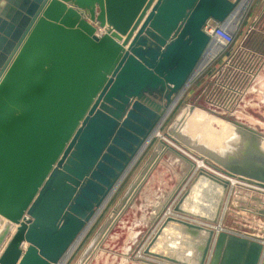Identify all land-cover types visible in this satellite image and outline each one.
Returning <instances> with one entry per match:
<instances>
[{"label": "water", "instance_id": "obj_1", "mask_svg": "<svg viewBox=\"0 0 264 264\" xmlns=\"http://www.w3.org/2000/svg\"><path fill=\"white\" fill-rule=\"evenodd\" d=\"M238 1L0 0V217L7 220L0 264L64 259L190 81L211 40L206 22H224ZM237 126L239 142L222 153L175 127L166 136L226 175L201 167L202 176L225 188L235 178L264 190V136ZM170 149L190 168L158 211L155 220L165 221L152 242L176 222L206 232L196 264H264V238L163 216L197 168Z\"/></svg>", "mask_w": 264, "mask_h": 264}, {"label": "rangeland", "instance_id": "obj_2", "mask_svg": "<svg viewBox=\"0 0 264 264\" xmlns=\"http://www.w3.org/2000/svg\"><path fill=\"white\" fill-rule=\"evenodd\" d=\"M248 2L249 0L246 1V6ZM252 2L253 0L250 2L251 3L250 7L245 12L243 10L241 17L238 19L237 22L234 23L232 27V29L235 30L236 32L235 44L239 42L240 38H242L246 28L253 21L254 18L253 15H255L258 11V8L255 7L256 4L255 6L252 7L253 4ZM255 32H256L255 34L251 35L252 38L250 43L254 47H259L264 52V38L262 37L264 36V32L262 30ZM257 42H263V43H257ZM218 63L219 61L216 64ZM211 68L209 70H205L197 77L190 79L187 86H185V88L183 89V92L180 98L178 99L177 103L175 104V106L165 117V119H163L162 122L160 123L158 131H160L161 134L166 135V133L169 132L170 128L172 127L177 128L176 125L178 120L181 118L180 115L185 111V109H187V107H190L195 110L197 109L198 112L200 111L199 113L203 114L196 118L204 119V120L202 119L199 120L198 124H196L197 125L196 136H193L187 131V128L190 125H188L186 128L187 125L186 124L183 128H181L182 133L185 134V136H187L191 140V143L193 144L202 145L203 143H201L199 136L208 137L209 136L208 134H210L211 136L213 135L211 130L220 131L222 129V126L224 125L226 127L228 126V130L235 132L237 128L235 126L238 124V122L243 123L242 124L243 126H249L253 129H256L264 136V70L260 74V77L257 79L251 90L246 94L241 108H238L237 110L232 112L229 111L215 112L209 108V105L207 104L203 96L204 83L209 78ZM210 115L213 116L215 115V117L219 119L222 118L224 124L223 123L220 124L221 121L216 122L218 120L215 119H213L215 121L211 122L210 120L209 122L208 120ZM201 124L203 126H201ZM205 130H207L209 133ZM161 140L162 137L160 135L152 136L151 140L146 144V146L143 148L138 158L133 162L132 166L129 168L125 177L122 179V181L117 186L115 191L111 194L107 203L103 207H100L97 210L95 216L93 217L94 219H92L93 221L90 223L89 227L87 226L88 227L87 230L85 229L86 230L85 233L78 240V242L76 243V245L74 246L73 250L68 255V257H65L66 260L65 259H64L65 261L63 260L64 261L63 264H149L143 261L142 257L138 254V251L142 247H145L143 246V244L145 243V241H147L148 236L150 237V235H152L151 233L152 231H154L153 228L157 227L158 228L157 232H158V230L162 227V224L165 221V219L161 218L162 220L161 219L155 220L157 213L170 198L172 192L174 191L176 186L182 181V179L186 176V173L190 168L188 162H186L182 158H179L177 154H175L174 152L168 149L166 151L163 146L160 147ZM231 140L232 142L235 141V139H230V141ZM191 150L193 153H191V151L189 152L188 150H183V151H185L186 154L191 155L192 157L198 159V161L201 160L204 163H206L205 161L207 160V158L202 159L196 156V154L198 155L200 154L198 150H196L195 148H192ZM156 152H158L159 154L163 152L164 155L165 154L175 155V156L171 155L172 160L174 162L170 163L171 165L170 172H166L165 173L166 175L162 176L161 180L159 178L160 180L159 183L155 182L157 186H155V190L153 191L154 192L153 194L156 195L143 197L138 193V195H136L135 198H133L134 195L130 196V198L127 199V202L122 206L121 201L125 196L126 192L131 187V184L135 182L137 179H138L137 182H139L141 181V179L146 177V176L145 177L142 176L143 174L142 170L143 168H145L144 165L148 160L149 156L153 153L155 154ZM179 159H182L183 162L181 160L178 161ZM157 160H155V162L153 161L150 166L153 167L152 169L154 171L155 170L157 171L159 163H161V165H164L165 163L164 161H161L162 157L158 161ZM180 165L182 166L180 167ZM200 168L196 172L195 170L192 172V176L189 180L185 179L182 187L183 190L182 192H179V196H178L179 199L186 190L192 191L199 187L196 184L197 182H201V178H203L201 177L202 174H200ZM162 170H166V169L162 168ZM156 178L158 181V177ZM139 187H141V182L138 185V188ZM158 187H160L159 191H157ZM137 189H135L134 194H136V192L138 191ZM166 189L169 191L168 194L165 193L164 191ZM176 196L174 199H172V201L169 204H172L174 201L178 200V199L176 200L177 198ZM227 199H228L227 209L225 210L221 220L219 219L220 211L219 214H217L216 204L210 206H208V204L199 205L200 209L194 207V209H196L195 212L194 211L190 212L189 209H186L188 211L177 212L183 217L177 214H172V215H175L179 218H183L188 221L202 223L205 225V227L206 226L215 227V225L218 224L219 222L222 224V227H229L247 233L264 235V216L260 215L259 212H253V211L250 212L248 210L246 211L237 210L236 206L234 205V200L232 196L231 198L224 197L223 205L225 203V200L227 202ZM115 210H117V212ZM197 214H201L204 216L201 217ZM206 215L208 216V218H205ZM6 221L7 220L5 219H3L2 221L0 220V223L2 222L0 224V233L5 227L4 224ZM167 228L168 226L163 229V232L164 230H167ZM161 236L162 235H159L158 237L159 241L158 239L156 241L159 244V245L157 244L158 248L161 246L162 249L161 253L164 251L166 254L168 253L170 256L179 255L181 256L183 261V262H172L167 260L168 263L187 264L188 262H190L189 254L183 252L182 253L176 252L177 250L175 251V247L173 246L175 245L174 243L175 240L171 242L172 239ZM158 251H160V249H158ZM145 256L150 257L149 258L150 261L157 260L155 263L152 262L154 264L166 263L165 261H162L155 257L152 258L150 255L148 256L146 254Z\"/></svg>", "mask_w": 264, "mask_h": 264}, {"label": "built area", "instance_id": "obj_3", "mask_svg": "<svg viewBox=\"0 0 264 264\" xmlns=\"http://www.w3.org/2000/svg\"><path fill=\"white\" fill-rule=\"evenodd\" d=\"M242 1H238L236 9L224 22L209 19L203 27L211 40L195 71L201 67L204 59L205 65L197 70L198 73L194 71L191 78L212 67L209 78L204 83L203 96L209 108L215 112H232L241 108L246 94L264 70V52L249 43L252 25L246 28L242 38L235 44L236 32L229 21L237 18ZM251 1L249 0L244 12L250 7ZM237 21L238 18L235 22ZM97 28V34L101 35L103 29Z\"/></svg>", "mask_w": 264, "mask_h": 264}, {"label": "crops", "instance_id": "obj_4", "mask_svg": "<svg viewBox=\"0 0 264 264\" xmlns=\"http://www.w3.org/2000/svg\"><path fill=\"white\" fill-rule=\"evenodd\" d=\"M252 3H253L252 7L255 6V4H256L255 7L258 8V11L255 15H253V17H254L253 21L250 23V25L248 27H250L251 25L253 26L252 34H255L256 33L255 31H261L262 30L264 32V0H253ZM262 37L264 38V36H262ZM251 38H252V36H250L248 38L249 43L251 41ZM257 43H263V42H257ZM256 48L260 49L259 47H256ZM261 51H263V50H261ZM166 149L167 148H165V150ZM163 152H161L162 154L161 153L159 154L158 152H156L155 155L153 153L149 156L148 160L146 161V163L144 165L145 168H143L144 171L142 174V176H144V177L146 176V177L141 179V181H140L141 187L138 189L139 192L137 191V193L135 194V196L133 198H135L136 195H138V193L140 195H142L143 197L150 196V195H152V196L156 195V194H153L154 193L153 191L155 190V186H157L155 184V182L159 183V181L161 180V177L166 175L165 174L166 172H170V166H171L170 163L172 160L171 155H173V154H165L164 155ZM161 157H162L161 161H164L165 163H164V165H161V163H159L157 171L156 170L154 171L152 169L153 167H150L151 163L153 161L155 162V160H157V159L159 160ZM172 162H174V161L172 160ZM159 168H160V171H159ZM162 168H164L166 170H162ZM156 177H158V181H157ZM159 178H160V180H159ZM139 183H138V185H139ZM198 183H199V185L202 184V182H197L196 185H198ZM244 183L245 182L237 183L235 186L232 187V190L229 186H228V188H225L222 183H218L215 181L213 182V184L211 182H209L206 186H205V184L200 185V186L198 185L199 189L200 188H202V190L206 189V191H207L206 196H205V194H204V196L201 195L198 201H196V202L193 201V203L190 204V207L185 206V204H184L185 200H184V202L182 203V208L185 211H188L186 209H189V211L191 212V211H194L191 206H193V204H195V203H198V205H207L208 204V206L216 204L217 209H218V210L216 209L217 214H219V211L222 209L224 197L225 198L226 197L231 198V196H232L233 200H234V205L236 206L237 210H239V211L248 210L250 212H252V211L253 212H259L260 215L264 216V190L259 188L256 185H252V184H248V183L244 184ZM216 185H218L220 187H218V186L216 187ZM159 189H160V187H158L157 191H159ZM164 191L167 194L169 192L167 189ZM150 193H152V194H150ZM165 193H163V194H165ZM178 200H179V198H178ZM178 200L175 203H177ZM227 201H228V199H227ZM176 214L180 215L179 213H176ZM197 215H199L201 217L204 216L201 214H197ZM181 217H183V216H181ZM205 218H208V216L206 215ZM199 224H202V223H199ZM202 225L205 226L204 224H202ZM171 226H174L175 228H172ZM206 227H208V226H206ZM208 228H213V227H208ZM223 228L225 230L230 231V232H234V233H237L239 235L255 238L258 240L264 238V235L247 233V232L232 229L229 227H223ZM162 236L172 239L171 242L173 240H175L174 241L175 245H173V244L172 245L175 247V251L177 250L176 252H179V253L183 252V253L189 254V261L190 262H188V263L196 264L198 262V251H199V248L203 244V240L206 236V232L202 231L201 234L198 235V234H195L192 230H189L185 226L172 225L171 224L167 230H164V232L162 231ZM172 257L176 258L180 262H183L181 256H179V255H174Z\"/></svg>", "mask_w": 264, "mask_h": 264}, {"label": "bare ground", "instance_id": "obj_5", "mask_svg": "<svg viewBox=\"0 0 264 264\" xmlns=\"http://www.w3.org/2000/svg\"><path fill=\"white\" fill-rule=\"evenodd\" d=\"M246 1L247 0H243L242 1V7H241V10L239 11V14L237 15V18L239 19L240 17H241V15H242V13H243V10H245V7H246ZM236 18V19H237ZM236 19H231L230 21H229V24H232V25H234V22H235V20ZM233 20V21H232ZM208 58H210V56L208 57ZM205 65V59H204V62H203V64L201 65V67L199 68V69H197V70H200V69H202V66H204ZM197 70L195 71V72H197ZM198 73V72H197ZM183 92V91H182ZM182 92L177 96V98L173 101V103L171 104V106L168 108V110H167V112H166V114H165V116H164V118L163 119H165V117L169 114V112L172 110V108L175 106V104L177 103V101H178V99L180 98V96H181V94H182ZM202 110V109H201ZM203 111V110H202ZM201 111V112H202ZM200 112V111H199ZM198 111H197V109L195 110V109H192V108H190V107H187V109H185V111L180 115V119L178 120V122H177V128L175 127V129L176 130H178V132L179 133H181V134H183L182 133V129L181 128H183L186 124V128H187V126L188 125H190L188 128H187V131L190 133V134H192L193 136H196L197 135V131H196V128H197V125L196 124H198V122H199V120H201L202 118H196V117H198V116H201V115H203V114H201V113H199ZM205 114V113H204ZM208 114V113H207ZM206 114V115H207ZM206 115H204V116H206ZM204 116H203V118H204ZM208 116V115H207ZM162 119V120H163ZM207 119V118H206ZM213 119H215V120H218V121H216V122H220V124L221 123H223L224 124V121L222 120V118L221 119H219V118H216L215 117V115L213 116V115H210V117H209V122H210V120H211V122H213V121H215V120H213ZM202 120H204V119H202ZM203 122V121H202ZM205 122V121H204ZM226 123V122H225ZM203 124H205V123H203ZM243 124V123H242ZM194 127H193V126ZM228 125V124H227ZM230 125V124H229ZM192 126V127H191ZM201 126H203L202 124H201ZM191 127V128H190ZM209 127V126H208ZM211 127V126H210ZM231 127V126H230ZM235 127H237L238 128V126L236 125ZM237 128H236V131L234 132H232L231 130H228V126L226 127L225 125L224 126H222V129L220 130V131H216V130H214V131H212L211 129V132H212V134L213 135H211L210 136V134H208L209 136L208 137H202V136H199V138H200V140H201V143H203L202 144V146H205V147H208V148H210V149H212V150H214V151H216V152H219V153H222V152H224V151H226V150H228V148L230 149V150H232L233 148H235L236 146V144H237V141L239 140V137H238V132H237ZM204 129V128H203ZM205 129H206V127H205ZM230 129V128H229ZM159 130V127L153 132V135H160L161 137H162V140L165 142V145H163V147H164V149L165 148H167L168 150H171L170 148H176L177 150H180L181 152H183L184 154H186L185 153V151H183V150H188V149H185V147H183V146H186L185 145V143L183 142V140H181L179 137H177V136H174V135H172V136H174V137H167L166 135H163V134H161L160 133V131H158ZM218 130V129H217ZM205 131H207V130H205ZM208 132V131H207ZM206 132V133H207ZM210 132V133H211ZM203 133V132H202ZM205 133V134H206ZM209 133V132H208ZM189 136V135H188ZM230 139H235V141L234 142H232V140L230 141ZM147 142H149V140L147 141ZM239 142V141H238ZM230 143V144H229ZM175 144V145H174ZM199 145H201V144H199ZM187 147V146H186ZM180 148H182V149H180ZM188 148L191 150L192 148L190 147V146H188ZM261 148L264 150V139L262 140V145H261ZM167 149H166V151H167ZM189 151V150H188ZM190 152V151H189ZM171 153V152H170ZM191 153H193V152H191ZM174 155V154H173ZM187 156H191V155H188V154H186ZM175 156V155H174ZM178 157V156H177ZM138 158V157H137ZM174 158V157H173ZM180 158V157H179ZM190 158H192L193 160H195V162L197 163V168L195 169V172L200 168V167H204V169L205 170H207L208 172H211V173H214V174H217L218 176H221V177H223V178H225L226 177V175H224V174H221L220 172H218V171H216V170H214L209 164H207V163H204L203 161H198V159H196V158H194V157H190ZM182 161L183 162V160L182 159H179L178 161ZM172 162V161H171ZM176 162V161H175ZM185 165V164H184ZM182 165H180V167H181ZM186 166V165H185ZM184 167V166H183ZM205 174H207V173H205ZM201 177H203V178H201ZM201 177H199V178H201V182H202V184H200V185H203V184H205V186L209 183V181L213 184V180L209 177V176H206V177H204V175L203 176H201ZM232 182L233 183H235L233 186H235L237 183H240V182H238V180L237 179H235V178H233L232 179ZM219 183V182H218ZM245 184V183H244ZM119 185V184H118ZM199 185V184H198ZM199 185V186H200ZM220 185V184H219ZM218 185H216V187H217ZM198 187V186H197ZM218 187H220V186H218ZM222 187V186H221ZM253 187V186H252ZM116 188H117V186H116ZM194 188V187H193ZM258 188V187H257ZM212 189V188H211ZM230 189V188H229ZM182 190L183 189H181L179 192H182ZM232 190V189H231ZM115 191V190H114ZM113 191V192H114ZM229 191V190H228ZM112 192V193H113ZM111 193V194H112ZM206 193H207V191H206V189H204V190H202V188H198V189H194V190H189V193L187 194V196H186V198L184 199L185 200V206H189L190 207V204L191 203H193V201L194 202H196V201H198L199 200V198H200V196L201 195H203L204 196V194H205V196H206ZM111 194H110V196H111ZM192 195V196H191ZM109 196V197H110ZM178 196H179V193L177 194V198H176V200L178 199ZM109 197L107 198V200L102 204V206L101 207H103L106 203H107V201H108V199H109ZM194 198V199H193ZM207 198V197H206ZM227 198V197H226ZM197 199V200H196ZM184 200H183V202H184ZM176 201H174L172 204H169L168 206H167V208H166V213L163 215V216H166V215H172V214H176L177 212L174 210V206H175V203ZM182 202V203H183ZM214 203V202H213ZM211 204V203H210ZM214 205V204H213ZM227 205H228V201L226 202V200H225V203H224V205H222V209L220 210V220L222 219V217H223V215H224V212H225V210H226V208H227ZM219 206V205H218ZM192 207V209L194 210V212H195V210L196 209H194V207L195 208H199L200 209V207H199V205H198V203H195V204H193V206H191ZM220 207V206H219ZM181 208H182V204H181ZM183 209V208H182ZM218 210V209H217ZM183 211H185L184 209H183ZM1 218V217H0ZM164 218V217H163ZM94 219V218H93ZM1 221L3 220V218H1L0 219ZM162 220V219H161ZM93 221V220H92ZM91 221V222H92ZM90 222V223H91ZM2 223V222H1ZM0 223V224H1ZM4 223V222H3ZM90 223H89V225H90ZM173 223H175V224H173ZM171 222L170 223V225L172 224V225H179L178 223L176 224V222ZM89 225H88V227H89ZM169 225V226H170ZM182 225V224H181ZM168 226V227H169ZM183 226V225H182ZM87 227V228H88ZM172 228H175L174 226H171ZM215 227H217V228H219V227H222V225H221V223H220V225H219V222H218V224H216L215 225ZM87 228H86V230H87ZM154 229V231H152V235H150V237L148 236V239H147V241H145V243L143 244V246H145V247H142L139 251H138V254L142 257V259H143V261L144 262H147V263H149V264H154L156 261H154V260H149V258L150 257H147V256H145L146 255V253H145V248H149V250H150V253L149 254H147L148 256L150 255L152 258H157V259H160V260H162V261H165L166 263L165 264H170V263H168L167 262V259L165 258V257H162V256H157L156 254H160V255H163V256H170L168 253L166 254L164 251L161 253V246L158 248V246H157V240H156V238H155V240L152 242V240L154 239V237H155V235H156V233H157V227H155V228H153ZM168 229V228H167ZM85 230V231H86ZM85 231L82 233V235L85 233ZM153 233H154V235H153ZM162 233V232H161ZM159 234V235H162V234ZM81 235V236H82ZM81 236H80V238H81ZM162 237V236H161ZM79 238V239H80ZM78 239V240H79ZM78 240L76 241V243L78 242ZM158 241H159V238H158ZM156 242V243H155ZM76 243L73 245V247L71 248V250L68 252V254L65 256V257H68V255L71 253V251L73 250V248H74V246L76 245ZM159 245V244H158ZM142 249H143V251H142ZM157 249V250H156ZM158 249H160V251H158ZM142 252H144V253H142ZM137 254V255H138ZM65 257H64V259H65ZM63 259V260H64ZM62 260V261H63ZM66 260V259H65ZM64 260V261H65ZM60 262L59 264H63L64 263V261L63 262ZM168 261H170V260H168ZM152 262H154V263H152Z\"/></svg>", "mask_w": 264, "mask_h": 264}]
</instances>
